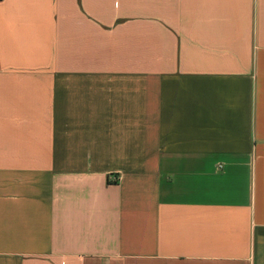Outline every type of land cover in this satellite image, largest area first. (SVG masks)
Here are the masks:
<instances>
[{"label":"crops","instance_id":"obj_1","mask_svg":"<svg viewBox=\"0 0 264 264\" xmlns=\"http://www.w3.org/2000/svg\"><path fill=\"white\" fill-rule=\"evenodd\" d=\"M0 264H264V0H0Z\"/></svg>","mask_w":264,"mask_h":264}]
</instances>
